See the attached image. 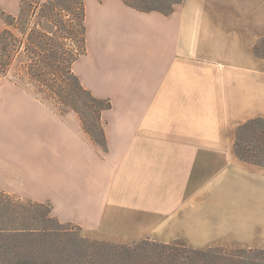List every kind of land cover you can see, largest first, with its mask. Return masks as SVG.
<instances>
[{
	"label": "crops",
	"instance_id": "obj_1",
	"mask_svg": "<svg viewBox=\"0 0 264 264\" xmlns=\"http://www.w3.org/2000/svg\"><path fill=\"white\" fill-rule=\"evenodd\" d=\"M86 25L73 69L112 102L107 150L76 112L4 76L0 189L50 202L93 239L264 249V166L235 152L237 128L264 118V0H183L170 14L86 0Z\"/></svg>",
	"mask_w": 264,
	"mask_h": 264
},
{
	"label": "trees",
	"instance_id": "obj_2",
	"mask_svg": "<svg viewBox=\"0 0 264 264\" xmlns=\"http://www.w3.org/2000/svg\"><path fill=\"white\" fill-rule=\"evenodd\" d=\"M139 11L170 14L183 0L153 4L122 0ZM0 75L17 70L24 83L36 85L43 99H52L65 114L76 112L92 141L107 150L102 120L112 107L96 97L74 72V63L87 52L85 0H23L18 14L0 7ZM264 58V36L254 47ZM235 152L248 163L264 166V118L237 128ZM0 264H264V249H198L184 240L151 238L127 244L93 239L73 222H62L50 202L23 199L0 189Z\"/></svg>",
	"mask_w": 264,
	"mask_h": 264
},
{
	"label": "rangeland",
	"instance_id": "obj_3",
	"mask_svg": "<svg viewBox=\"0 0 264 264\" xmlns=\"http://www.w3.org/2000/svg\"><path fill=\"white\" fill-rule=\"evenodd\" d=\"M149 1L151 3L153 2V4H161V5H164V4L169 2V0H149ZM85 3H86V0H85ZM4 25H5L4 21L0 18V31H1V28L4 27ZM16 75H18V73H17V70L14 68V70H12V72L10 74H8L7 77L12 79V80H15L17 82H23L18 76L16 77ZM3 78H4V76L0 75V79H3ZM26 87L30 88L32 91H35V93L39 94L38 90H37L38 88H37L36 85L34 86V85H31V84L30 85L26 84ZM39 96H40V94H39ZM43 99L47 103H49L52 106H54V103H53L52 99H50L48 96H44ZM225 248H229V247H225Z\"/></svg>",
	"mask_w": 264,
	"mask_h": 264
}]
</instances>
